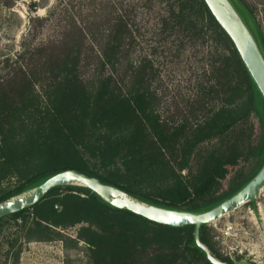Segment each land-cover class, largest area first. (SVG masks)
Masks as SVG:
<instances>
[{"label":"trees","instance_id":"16d2710c","mask_svg":"<svg viewBox=\"0 0 264 264\" xmlns=\"http://www.w3.org/2000/svg\"><path fill=\"white\" fill-rule=\"evenodd\" d=\"M13 1L0 6L20 20ZM230 1L264 58L253 9ZM84 2V15H64L59 35L36 45L29 40L41 20L31 17L19 50L0 59V202L66 169L193 213L243 187L264 162V100L204 0ZM45 5L33 0L28 7ZM205 36L214 47L207 80L195 79L196 94L178 118L159 110L152 88L158 53L167 58ZM29 215L41 232L79 225L74 240L85 244L90 264H211L194 243L193 225L155 223L84 186H56L0 220L24 224ZM199 238L232 264L214 249L208 225Z\"/></svg>","mask_w":264,"mask_h":264},{"label":"rangeland","instance_id":"374dc122","mask_svg":"<svg viewBox=\"0 0 264 264\" xmlns=\"http://www.w3.org/2000/svg\"><path fill=\"white\" fill-rule=\"evenodd\" d=\"M31 1H13L10 10L20 20L0 6V59L4 54L13 55L19 50L22 39L27 38L29 30L31 32V17L41 20L34 21L36 30L29 40L31 45H36L59 35L63 22L67 21L66 18L62 19L64 15L74 16L80 12L84 15L87 12L83 6L84 0H35L46 3L35 12H31L28 7ZM99 1L103 3L108 0ZM243 2L253 9L255 20L264 34V0ZM49 12L51 15L47 18ZM72 36L67 40L72 41L75 35ZM213 50L211 40L205 36L189 44L184 51L173 52L167 58L165 53H158L159 73L152 82V88L156 89L161 99L159 110L171 113L176 118L182 115L188 101L196 94L195 79L199 76L207 80L205 71ZM153 57L155 59L156 56ZM251 121L253 134L258 137L257 118L252 115ZM225 186L226 181H223ZM227 226L233 231L231 236L224 234ZM78 227L75 225L41 232L33 226L31 215L24 224L18 219L4 218L0 220V264H90L85 244L74 240ZM208 227L213 247L221 257L228 258L232 264H264V190L252 204L237 207L209 223Z\"/></svg>","mask_w":264,"mask_h":264},{"label":"water","instance_id":"95a60500","mask_svg":"<svg viewBox=\"0 0 264 264\" xmlns=\"http://www.w3.org/2000/svg\"><path fill=\"white\" fill-rule=\"evenodd\" d=\"M204 2L232 41L264 100V58L250 29L230 0H204ZM69 184L87 187L108 204L129 210L158 224L171 227L193 225L194 243L204 252L206 259L211 264H227L213 255L209 248L201 242L200 226L208 225L237 207L254 200L264 190V162L238 191L214 207L199 213L145 203L113 185L100 182L96 177L87 176L74 169H66L51 175L31 191L1 201L0 218L33 206L56 186Z\"/></svg>","mask_w":264,"mask_h":264},{"label":"built area","instance_id":"2783aa9c","mask_svg":"<svg viewBox=\"0 0 264 264\" xmlns=\"http://www.w3.org/2000/svg\"><path fill=\"white\" fill-rule=\"evenodd\" d=\"M224 234L227 236H231L233 234V231L230 226H227L224 230Z\"/></svg>","mask_w":264,"mask_h":264}]
</instances>
